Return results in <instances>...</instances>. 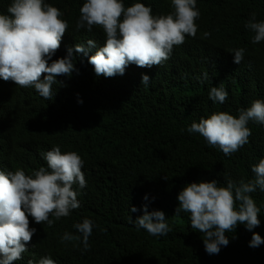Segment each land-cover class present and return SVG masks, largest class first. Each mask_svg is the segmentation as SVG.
Returning <instances> with one entry per match:
<instances>
[{
  "label": "trees",
  "instance_id": "16d2710c",
  "mask_svg": "<svg viewBox=\"0 0 264 264\" xmlns=\"http://www.w3.org/2000/svg\"><path fill=\"white\" fill-rule=\"evenodd\" d=\"M44 2L63 12L61 18L68 22L69 34L71 31L69 43L83 38L76 28L79 10L74 11L72 0ZM121 2L125 8L142 3L157 12L173 6L172 0ZM11 3L0 0L1 7ZM196 5L209 14L196 22L194 38L186 36L160 65L128 66L129 77L138 88L129 86L103 96L95 91L96 80L83 75L85 69L73 72L68 81H61L64 88L56 90L53 102L48 103L54 113L53 134L26 143V154L14 153L15 143L0 145V151H5L0 163L28 162L27 154L40 158L44 148L56 143L81 152L82 172L89 182L83 189L73 186L81 206L63 221L70 224L90 219L96 237L88 250L79 252L59 241L67 229L61 227L38 240L37 255L51 254L62 264H264V243L249 247L253 232L264 239V191L251 193L260 209L259 226L248 231L238 223L233 232L225 233L230 242L219 254L205 252L203 234L191 228L190 213L175 215L177 196L188 184L216 180L226 187L229 179L248 182L255 178L252 167L264 159V124L249 121L248 143L229 156L218 146H210L199 133L187 131L193 122L214 113L226 112L238 118L241 109L264 100V41L253 43L255 33L245 27L253 13L255 22H264V0H196ZM92 33L99 35L97 30ZM238 48L245 49L240 64L233 62ZM142 75L151 80L147 86L141 84ZM221 83L228 92L223 104L209 99L210 88ZM12 97L13 91L0 87V125L9 122ZM88 97L100 101L112 124L82 117ZM115 137L119 138L118 147L103 152L69 142L102 144ZM144 206L149 212L164 213L171 229L167 235L152 236L129 220L142 216ZM132 207L137 211H130Z\"/></svg>",
  "mask_w": 264,
  "mask_h": 264
},
{
  "label": "clouds",
  "instance_id": "9594fccd",
  "mask_svg": "<svg viewBox=\"0 0 264 264\" xmlns=\"http://www.w3.org/2000/svg\"><path fill=\"white\" fill-rule=\"evenodd\" d=\"M72 2L74 11L79 10L76 28L83 38L71 43L68 22L61 18L63 12L58 6L44 0H12L9 7L0 6V87L13 91L9 122L0 125V145L14 143V138L25 140V146L51 136L54 113L48 103L53 102L56 90L64 88L61 81H68L73 72L79 74L85 69L83 75L96 80L95 91L103 96L129 86L138 88L129 77L128 66L151 68L168 60L174 46L182 45L186 36H196V22L209 14L196 5V0H172L173 6L164 12L142 3L125 8L121 0ZM245 27L255 33L253 43L264 41V22H255V13ZM244 53L243 48L235 49L233 62L240 64ZM133 78L138 82L137 76ZM150 81L149 76L142 75L141 84L147 86ZM227 97L223 83L210 88L209 99L213 102L223 104ZM86 103L82 117L108 124L99 100L88 97ZM249 121L264 124V100H255L249 108L241 109L238 118L226 112L214 113L199 123L193 122L187 131L199 133L210 146H218L229 156L248 143ZM117 137L102 144L67 140H73L69 142L76 147L103 152L118 147ZM44 149L40 158L27 154L28 162L0 163V264H34L35 260L36 264H62L51 254L35 253L38 240L50 237L61 227L67 229L61 232L59 241L79 252L88 250L92 237H96L90 219L70 224L63 221L71 210L81 206L73 186L83 189L89 182L82 172L81 152L57 143ZM4 154L0 151V157ZM251 171L255 178L248 182L229 179L226 187L216 180L191 183L178 194L175 215L190 213L191 228L203 234L207 254H219L222 247L228 246L225 233L233 232L238 223L248 231L259 226L260 209L251 193L264 191V159ZM130 211L137 209L132 207ZM141 211L143 215L135 221L129 217L137 228L157 237L171 231L162 211L149 212L147 206ZM262 243L264 239L253 232L249 247Z\"/></svg>",
  "mask_w": 264,
  "mask_h": 264
},
{
  "label": "bare ground",
  "instance_id": "6f19581e",
  "mask_svg": "<svg viewBox=\"0 0 264 264\" xmlns=\"http://www.w3.org/2000/svg\"><path fill=\"white\" fill-rule=\"evenodd\" d=\"M11 141H13L16 145V147H15V153L16 154H22L23 152H25L26 148L23 145V143H25V140H23V139L16 140V139L12 138Z\"/></svg>",
  "mask_w": 264,
  "mask_h": 264
}]
</instances>
